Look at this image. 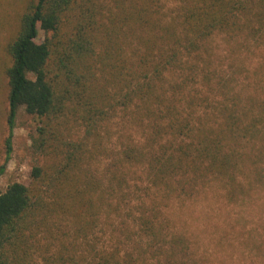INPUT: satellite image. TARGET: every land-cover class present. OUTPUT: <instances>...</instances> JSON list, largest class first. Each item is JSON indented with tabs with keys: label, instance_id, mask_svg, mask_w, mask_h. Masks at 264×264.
<instances>
[{
	"label": "trees",
	"instance_id": "obj_1",
	"mask_svg": "<svg viewBox=\"0 0 264 264\" xmlns=\"http://www.w3.org/2000/svg\"><path fill=\"white\" fill-rule=\"evenodd\" d=\"M40 30L42 42L37 41ZM218 33L230 43L262 36L264 0L29 3L6 45L5 160L16 113L24 106L46 120L39 127V146L49 161L33 166L30 185L15 181L0 189V264H140L144 249L160 252L167 246L169 225L156 207L148 212L143 203L135 219L129 212L118 221L119 235L130 236L134 228L143 232L137 253L122 252L119 245L104 248L93 236L104 209L108 218L113 208L123 210L128 165L143 164L148 190H169L177 178L182 188L210 175L235 182L245 154L238 151L250 144L264 152V98L243 103L241 92L230 90L226 74L219 75L225 101L218 124L181 109L180 98L194 107V97L184 96L186 81L197 76L206 61L202 51ZM183 71L191 75L172 81ZM119 113L151 129L146 143L134 141L111 154L101 175L93 161L100 165V157H106L103 135ZM71 125L82 129L80 137L73 138ZM66 221L71 225L62 226ZM168 248L179 253L184 246L173 241Z\"/></svg>",
	"mask_w": 264,
	"mask_h": 264
},
{
	"label": "rangeland",
	"instance_id": "obj_2",
	"mask_svg": "<svg viewBox=\"0 0 264 264\" xmlns=\"http://www.w3.org/2000/svg\"><path fill=\"white\" fill-rule=\"evenodd\" d=\"M31 1L0 0V167L6 164L0 175L1 190L15 181L30 185L33 166L49 161L39 146V127L46 120L29 114L24 106H20L16 113L12 150L9 160H5L9 133L5 69L10 63L6 45L16 32L19 16ZM169 7L173 8V5L170 3ZM44 39L45 32L40 30L37 41L42 42ZM238 40L230 43L226 36L219 33L208 40L204 48L207 50L202 51L207 67L202 60L197 76L186 81L184 96L194 97V107L180 98L181 109L185 114L194 110L195 116L209 117L211 123L218 124L219 105L225 101L222 91H219V75H227L230 90L241 92L243 103L249 104L251 98H264V34L257 38L241 36ZM206 74L211 80H206ZM190 75L183 71L171 79L181 81ZM108 129L103 135L107 147L104 149L107 150L106 157H100L101 166L93 161L95 168H100L101 175L112 159L111 154L120 152L125 144L134 141L146 143L151 128L119 113ZM70 134L78 138L82 135V129L73 125ZM242 151L245 154L235 182L228 176L210 175L182 188L178 182L181 179L177 178L169 190L155 186H150L148 190L150 184L143 164L128 165V193H125L128 196L123 210L117 213L113 208L108 218L104 209L93 236H97L104 248L113 249L119 245L122 252L132 250L137 253L135 244L144 238L143 232L134 228L130 236L119 235L118 221L129 212L133 214L131 218L135 219L134 216H139L143 211L145 203L148 212L154 207L160 211L159 218L165 219L169 225V229H166L169 237L165 239L167 246L160 252H146L144 249L145 255L139 257L140 264H264V152L250 144L238 152ZM120 198L121 193L117 202ZM112 218L115 225H112ZM66 222L62 226L71 225ZM134 224L133 221L130 225ZM69 234L72 232L69 231ZM173 241H178L184 249H179V253L172 252L168 246Z\"/></svg>",
	"mask_w": 264,
	"mask_h": 264
}]
</instances>
